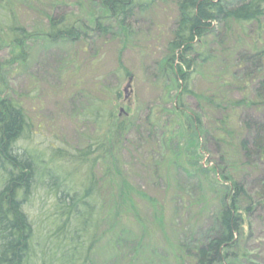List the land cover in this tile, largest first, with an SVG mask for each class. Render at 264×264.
<instances>
[{
  "label": "rangeland",
  "instance_id": "rangeland-1",
  "mask_svg": "<svg viewBox=\"0 0 264 264\" xmlns=\"http://www.w3.org/2000/svg\"><path fill=\"white\" fill-rule=\"evenodd\" d=\"M4 1L13 4L17 22L32 34L24 46L23 61L21 48L0 29V93L20 103L31 122L30 133L18 142L19 147L39 151L46 159L51 146L74 152L101 138L105 128L98 130L84 114L95 98L102 97L105 112L126 118L129 124L119 146V170L137 191L138 217L125 215L111 230L107 223L101 225L99 231L103 232L100 236L98 232L94 247L87 252L86 263L190 264L189 250L193 253L197 244L212 235L217 210L211 199L213 175L209 170L215 166L226 170L251 196L238 245L246 260L233 264H264V200L257 196L264 185V154L252 152L249 166L241 167L245 159L236 147L234 166L229 167L221 155L224 144L220 147L208 132L213 121L229 115L231 127L251 146L257 128L264 125V111L247 106L231 111L228 106L243 95L252 98L256 93L254 82L241 89L255 73L253 60L247 59L249 48L236 45L234 38L223 37L220 44L218 38L211 37L200 50L210 51L214 58L196 65L190 88L200 98L185 96L182 107L191 115L198 114L207 131L200 135L195 149L193 137L184 134L185 118L166 111L170 103L164 97L163 80L157 77L156 62L163 58L175 27L172 1H155L146 11H136L125 35L119 34L113 21H104L103 26H110L119 34L116 36L94 29V20L104 14L97 0ZM48 15L75 22L80 26L79 37L74 42L46 43L42 33L47 31ZM255 31V25L246 27L247 33ZM118 54L121 66L130 72L127 88L129 76L116 73ZM210 94L222 109L208 108L201 97ZM150 113L153 117L149 120ZM64 170L73 180L85 172L84 167L78 169L71 163H65ZM149 203L163 210L161 218ZM53 207V196L38 182L24 204L37 231L47 232Z\"/></svg>",
  "mask_w": 264,
  "mask_h": 264
},
{
  "label": "trees",
  "instance_id": "trees-1",
  "mask_svg": "<svg viewBox=\"0 0 264 264\" xmlns=\"http://www.w3.org/2000/svg\"><path fill=\"white\" fill-rule=\"evenodd\" d=\"M155 1H172L175 5V27L166 42L163 58L156 62L157 77L163 80L164 97L170 103V109L166 111L179 119L185 118L184 134L193 137L194 148H199V137L207 131L201 126L198 114L191 115L182 108L183 98L188 95L199 97L190 87L198 62H209L214 58L210 51L200 52L211 37L218 38L220 44L226 37L234 38L236 45L247 46V59L253 60L255 66L250 81L245 80L241 85L244 91L248 82L256 83L255 95L252 98L243 95L228 103L230 110L247 106L264 111V0H97L104 14L94 20V29L114 34L110 26H103L104 21L111 20L119 34L125 35L133 14L146 11ZM14 10L11 2L0 1V29L6 32L15 47L21 48V59L25 61L24 46L32 34L17 22ZM47 21V31L42 33L46 43L74 42L79 37L80 26L75 22L68 23L65 17L53 15H48ZM249 25H255L256 31L247 33ZM117 64V75L130 78V72L121 66L119 54ZM201 98L209 109H222V104L215 102L213 95ZM104 102L102 97L95 98L84 113L85 117L92 118L98 130L105 128L101 138L89 141L74 152L51 146L44 159L43 153L17 145L28 137L31 122L20 103L0 93V264H87V252L94 247L98 232L99 236L103 232V229L99 231L101 225L107 223V230H111L125 215L138 217L134 200L137 191L119 170V146L129 124L126 118L118 119L105 112ZM152 117L153 113H150L148 119ZM228 117L222 115L213 121L208 132L220 147L224 144L225 151L221 155L227 166H234L236 147L245 159L241 167L247 166L252 152L263 155L264 125L257 128L249 146L248 141L240 138L241 134L231 127ZM65 163L78 169L84 167L85 172L79 180H73L64 170ZM209 171L213 175L211 199L217 210L210 231L212 235L206 242L197 244L193 253L189 250L186 256L191 258L190 264H233L246 260L245 254L240 255L238 245L244 216L251 209V196L226 170L214 166ZM38 182L54 198V215L50 217L47 232L37 231L24 209L26 199ZM260 188L261 193L257 196L264 200V185ZM149 204L161 218L163 210ZM40 232L41 238L38 237Z\"/></svg>",
  "mask_w": 264,
  "mask_h": 264
},
{
  "label": "water",
  "instance_id": "water-1",
  "mask_svg": "<svg viewBox=\"0 0 264 264\" xmlns=\"http://www.w3.org/2000/svg\"><path fill=\"white\" fill-rule=\"evenodd\" d=\"M130 80H131V77L129 78V82H128V84L126 85V88L130 86ZM263 154H264V152H263Z\"/></svg>",
  "mask_w": 264,
  "mask_h": 264
},
{
  "label": "flooded vegetation",
  "instance_id": "flooded-vegetation-1",
  "mask_svg": "<svg viewBox=\"0 0 264 264\" xmlns=\"http://www.w3.org/2000/svg\"><path fill=\"white\" fill-rule=\"evenodd\" d=\"M264 152V151H263Z\"/></svg>",
  "mask_w": 264,
  "mask_h": 264
}]
</instances>
